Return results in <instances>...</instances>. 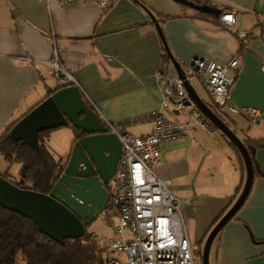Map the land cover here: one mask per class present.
Masks as SVG:
<instances>
[{"label":"crops","instance_id":"1","mask_svg":"<svg viewBox=\"0 0 264 264\" xmlns=\"http://www.w3.org/2000/svg\"><path fill=\"white\" fill-rule=\"evenodd\" d=\"M193 1L235 11L237 29L247 36L240 38L220 17L177 0H110L106 10L93 1L0 0V133L57 88L53 68L45 63L55 58V49L108 120L125 124L134 135L150 133L152 112L160 108L157 71L165 48L149 10L183 65L195 57L227 63L238 56V71H229L238 73L233 101L261 115H233L231 128L243 141L264 140V0ZM165 114L187 121L186 111L173 106ZM69 129L68 157L75 144ZM160 150L155 170L172 181L191 240L203 246L214 221L242 191L246 173L240 157L221 132L212 135L198 127H192V135L162 142ZM253 160L264 171V145L255 147ZM213 245L210 264H264V176L259 171L246 201Z\"/></svg>","mask_w":264,"mask_h":264},{"label":"built area","instance_id":"2","mask_svg":"<svg viewBox=\"0 0 264 264\" xmlns=\"http://www.w3.org/2000/svg\"><path fill=\"white\" fill-rule=\"evenodd\" d=\"M98 3L106 10L110 0H60L61 3ZM223 26L244 39L247 32L237 29V13L224 10L220 15ZM53 68L55 77L63 84L76 85L84 101L95 110L110 132L119 138L122 151L110 180L113 210L118 224L108 248H102L105 264H123L117 253L126 257L125 264H203L198 245L191 240L188 223L182 210V200L174 194L172 181L160 176L155 164L161 159L162 142L192 135V127L213 134V122L201 112L190 97L185 80L192 85L193 77L202 80L211 94L218 116L248 114L259 117L261 111L237 106L231 88L238 73L230 75L231 69L239 68L238 56L227 63L195 57L186 65L185 80L178 76L166 50L157 71L161 88L160 108L152 112L153 129L145 135H134L125 124L108 120L97 104L86 94L79 82L60 62L55 49V58L45 62ZM186 111L187 121L168 117L165 111Z\"/></svg>","mask_w":264,"mask_h":264},{"label":"water","instance_id":"3","mask_svg":"<svg viewBox=\"0 0 264 264\" xmlns=\"http://www.w3.org/2000/svg\"><path fill=\"white\" fill-rule=\"evenodd\" d=\"M199 12L220 17L222 9L209 3L177 0ZM152 17L169 60L179 77L185 80L182 63L173 55L160 20ZM185 87L197 107L240 151L246 169L245 183L234 204L223 214L208 234L203 249V264H210L212 244L224 226L236 215L246 201L255 178V168L264 176L253 160L255 147L246 145L239 135L218 116L185 80ZM71 122L83 135L75 142L67 158L65 169L50 193L22 188L0 174V204L35 221L39 229L60 243L66 239L81 238L85 227L106 208L109 191L106 185L115 173L122 145L116 134L110 132L98 113L84 101L79 87L67 85L36 105L11 129V135L33 147H39V133L67 126Z\"/></svg>","mask_w":264,"mask_h":264},{"label":"trees","instance_id":"4","mask_svg":"<svg viewBox=\"0 0 264 264\" xmlns=\"http://www.w3.org/2000/svg\"><path fill=\"white\" fill-rule=\"evenodd\" d=\"M65 86L67 84L59 82L56 89H49L47 96L43 100ZM205 102L217 113V108L211 95L210 100H205ZM23 116L12 122L0 133V153L9 163H22L21 176L23 178L30 176L32 182L31 186L27 188L48 194L63 173L67 159H57L49 149L47 137L52 129L39 133V147H33L21 140L14 139L11 135V129ZM220 117L225 122L229 118L228 114ZM227 124L229 123L227 122ZM67 126L74 131V144L83 133L78 126L73 125L71 122ZM215 128L218 129L216 126ZM223 135L226 136L225 134ZM244 142L246 145H253L254 147L264 145V140L255 141L248 139L244 140ZM230 143L240 157L245 177L246 171L243 157L234 143L231 141ZM257 172L258 170L255 168V175ZM2 176L11 180L9 170ZM11 181L24 188L20 181ZM107 189L110 193L107 207L113 209L110 184L107 185ZM223 214L224 212L214 221V224ZM89 226L90 224L85 227V233L81 238L66 239L64 243H60L43 233L32 219L23 216L19 212L7 209L0 204V264H19L21 260L24 264H105L100 245L94 233L89 231ZM198 249L199 253L202 254L203 246L198 245Z\"/></svg>","mask_w":264,"mask_h":264},{"label":"rangeland","instance_id":"5","mask_svg":"<svg viewBox=\"0 0 264 264\" xmlns=\"http://www.w3.org/2000/svg\"><path fill=\"white\" fill-rule=\"evenodd\" d=\"M194 85L198 93L203 96L206 100H210L209 95L203 85L201 79L198 75L193 77ZM227 122L232 125V114H228ZM71 129L67 126H61L55 129H52L48 134L47 144L49 149L54 154L57 159L66 160L68 157L69 145L67 135L70 136ZM67 134V135H66ZM213 134H220V130L216 129ZM212 134V135H213ZM50 137V138H49ZM72 141V140H71ZM72 143V142H71ZM22 163L13 162L9 163L4 156L0 153V174L3 175L8 172L10 174V179L16 182H21V185L24 188L31 186L30 176L22 177L21 176ZM110 184V183H109ZM118 224V216L111 207H107L88 227L89 231L94 233L100 248H108L110 241L116 230ZM204 246V245H203ZM116 257L122 258L121 261L123 264L126 263V257L117 253L113 254ZM214 255V245L211 251V258L213 259ZM19 264H24L21 260Z\"/></svg>","mask_w":264,"mask_h":264},{"label":"flooded vegetation","instance_id":"6","mask_svg":"<svg viewBox=\"0 0 264 264\" xmlns=\"http://www.w3.org/2000/svg\"><path fill=\"white\" fill-rule=\"evenodd\" d=\"M109 182H110V181H109ZM108 184H109V183H108ZM108 184H107V185H108ZM107 185H106V187H107ZM109 194H110V193H109Z\"/></svg>","mask_w":264,"mask_h":264}]
</instances>
